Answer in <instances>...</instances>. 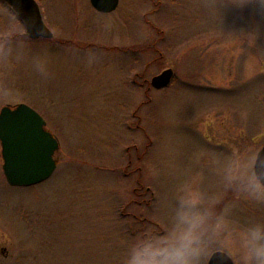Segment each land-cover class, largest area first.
<instances>
[{
    "label": "rangeland",
    "instance_id": "obj_1",
    "mask_svg": "<svg viewBox=\"0 0 264 264\" xmlns=\"http://www.w3.org/2000/svg\"><path fill=\"white\" fill-rule=\"evenodd\" d=\"M37 1L52 39H29L0 0V112L30 106L60 148L49 179L13 187L0 142V264H127L181 213L202 218L198 264L216 251L249 264L245 233L264 226V0ZM167 69L173 83L153 88Z\"/></svg>",
    "mask_w": 264,
    "mask_h": 264
},
{
    "label": "water",
    "instance_id": "obj_2",
    "mask_svg": "<svg viewBox=\"0 0 264 264\" xmlns=\"http://www.w3.org/2000/svg\"><path fill=\"white\" fill-rule=\"evenodd\" d=\"M23 21L31 39H51L53 32L45 24L36 0H4ZM120 0H91L100 13H112ZM174 71L167 69L152 80V86L162 89L174 79ZM46 121L34 109L22 104L13 110L5 107L0 114V140L3 147L4 173L11 186L29 187L50 178L56 168L54 159L60 148L58 140L45 129ZM255 175L264 186V146L255 162ZM208 264H235L223 251L210 257Z\"/></svg>",
    "mask_w": 264,
    "mask_h": 264
},
{
    "label": "clouds",
    "instance_id": "obj_3",
    "mask_svg": "<svg viewBox=\"0 0 264 264\" xmlns=\"http://www.w3.org/2000/svg\"><path fill=\"white\" fill-rule=\"evenodd\" d=\"M254 194L261 195L257 189ZM202 218L181 213L176 227L167 234L149 232L132 245L127 264H198L202 251L198 228ZM243 247L249 264H264V226L256 225L245 233Z\"/></svg>",
    "mask_w": 264,
    "mask_h": 264
},
{
    "label": "flooded vegetation",
    "instance_id": "obj_4",
    "mask_svg": "<svg viewBox=\"0 0 264 264\" xmlns=\"http://www.w3.org/2000/svg\"><path fill=\"white\" fill-rule=\"evenodd\" d=\"M18 18V17H17Z\"/></svg>",
    "mask_w": 264,
    "mask_h": 264
}]
</instances>
